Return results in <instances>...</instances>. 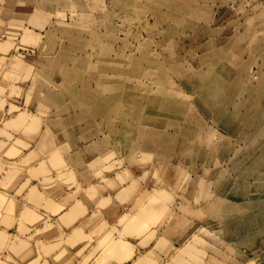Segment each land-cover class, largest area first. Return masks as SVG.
I'll return each mask as SVG.
<instances>
[{
    "label": "rangeland",
    "instance_id": "374dc122",
    "mask_svg": "<svg viewBox=\"0 0 264 264\" xmlns=\"http://www.w3.org/2000/svg\"><path fill=\"white\" fill-rule=\"evenodd\" d=\"M0 130L1 264H264V0H0Z\"/></svg>",
    "mask_w": 264,
    "mask_h": 264
},
{
    "label": "bare ground",
    "instance_id": "6f19581e",
    "mask_svg": "<svg viewBox=\"0 0 264 264\" xmlns=\"http://www.w3.org/2000/svg\"><path fill=\"white\" fill-rule=\"evenodd\" d=\"M233 58H234V57H233ZM233 58H232V59H233ZM225 70H226V69H225ZM238 84H239V83H238ZM30 91H31V90H30ZM34 91H35V90H34ZM34 91H33V93H34ZM31 92H32V91H31ZM33 93H32V94H33ZM32 94H31V95H32ZM34 95H35V93H34ZM244 102H245V101H244ZM244 102H243V103H244ZM247 102H248V101H247ZM235 110L237 111V108H236ZM30 111H31V109H30ZM32 111H33V110H32ZM231 112H233V109H232L231 107H229V113H231ZM238 112H239V111H238ZM23 113H24V110H20V112L18 111V113H17V115H16V118L18 117V115H19V116L21 115V116L19 117V119H22V117H23ZM26 114H28V113H26ZM26 114L24 113V116H26ZM29 114H30V113H29ZM34 116H35V115H34ZM34 116H33V117H34ZM26 117H27V116H26ZM33 117L31 116V119H30L29 125L26 126V124H25V128H22V129H24V131H25V130H28L27 128L30 127V126H32V125H30V123H31V121L34 120ZM16 118H15V119H16ZM23 118H24V117H23ZM32 118H33V119H32ZM39 118H40V117H35V120H36V119H39ZM10 120H13V119H10ZM17 120H18V119H17ZM23 120H24V119H23ZM23 120H20V121H23ZM5 121H6V120H5ZM14 121H15V120H14ZM24 121H25V120H24ZM6 122H7V121H6ZM6 122H3V123L5 124ZM8 122H9V121H8ZM8 122H7V123H8ZM9 123H10V122H9ZM12 123H13V122H12ZM32 123H33V122H32ZM34 123H35V121H34ZM39 123H40V122H39ZM39 123H38V125L36 124L37 126L34 124L35 126L33 125V126L30 127V128L38 127V126L40 125ZM10 124H11V123H10ZM4 126H6V124H5ZM20 126H22V125L20 124ZM7 127H9V126H7ZM26 127H27V128H26ZM1 128H2V127H1ZM43 128H44V127H43ZM22 129H21V130H22ZM41 129H42V128H41ZM7 130H8V129H7ZM7 130H6V131H7ZM10 130H11V129H10ZM0 131L3 132V131H5V130H0ZM43 131H44V130H43ZM21 132H23V131H21ZM6 133H7V132H6ZM6 133H5V134H2V135H5V136H6ZM43 133H44V132H43ZM43 133H42V134H43ZM8 134H9V133H8ZM2 135L0 136V145H1V141H5L4 139H2V138H3ZM11 135H12V134H11ZM41 138H42V137H41ZM5 139H6V137H5ZM18 140H20V139H18ZM40 140H41V139H40ZM42 140H43V139H42ZM42 140H41V141H42ZM6 141H7V140H6ZM41 141H40V143H41ZM7 142H8V141H7ZM36 142H37V141H36ZM43 142H44V141H43ZM3 143H4V142H2V144H3ZM5 143H6V142H5ZM5 143H4V145H5ZM46 143H47V142H46ZM48 143H50V142H48ZM4 145H3V146H4ZM3 146L0 147V148H1L0 150H2ZM12 146H14V145H12ZM10 147H11V146H10ZM15 148H16V147L14 146V149H15ZM12 149H13V148H11V150H12ZM11 150H10V148H9V150H8L7 152H9V153L11 152V154H13V153H17V151H18V150H16V149H15V151H14V150L11 151ZM53 150H54V149H53ZM55 150H56V149H55ZM2 152L5 153V151H2ZM12 152H13V153H12ZM18 152H19V151H18ZM29 152H31V151H29ZM11 154H10V155L8 154V155H9V156H13V155H14V154H13V155H11ZM8 155H7V156H8ZM26 155H27V153H26ZM26 155H25V156H22V157H23V158H24V157L27 158ZM56 155H57V154H55V155L53 154V158H54V156L57 157ZM2 156H4V158H2ZM9 156H8V160L11 159V158H9ZM20 157H21V156H20ZM24 159H25V158H24ZM27 159H28V158H27ZM27 159H25V160H23V161H28L29 159H28V160H27ZM8 160L6 159V155H4V154H2V153L0 154V165L2 164V167H3L7 162H12V161H14V159H13L12 161H8ZM23 161L21 160L20 164H21ZM5 162H6V163H5ZM18 162H19V161H18ZM41 162L43 163L44 161H41ZM41 162H39V163L42 164ZM3 163H4V165H3ZM13 163H14V162H13ZM16 163H17V162H16ZM7 164H8V163H7ZM9 164H10V163H9ZM9 164H8V165H9ZM18 164H19V163H18ZM22 164H23V163H22ZM33 164H34V163H33ZM12 165H13V164H12ZM13 166H14V165H13ZM37 166H39V165L37 164ZM37 166H36V167H37ZM4 167H7V166H4ZM10 167H11V165H10ZM33 167H34V166H33ZM7 168H8V167H7ZM16 168H19V167L17 166V167H15V168H13V170L16 169ZM29 168H30V167H29ZM1 169H2V168H1ZM19 169H21V167H20ZM27 169H28V168H27ZM6 170H7V169H6ZM7 171H9V170H7ZM18 171L22 172L23 170H18V169H17V172H18ZM0 172H1V171H0ZM11 172H12V170H11ZM20 172H19V173H16V174H18V175L22 174L21 176H23V173H20ZM3 173H6V171L3 172ZM63 173H64V172H63ZM7 174H8V173H7ZM16 174H15L16 178L21 177V176H18V175H16ZM4 175H5V174H4ZM4 175H3V177L5 178L6 175H5V176H4ZM15 176H14V178H15ZM17 176H18V177H17ZM8 177H9V176H8ZM12 177H13V176H12ZM12 177H11V178H12ZM27 177H28V176H26L25 178L27 179ZM14 178H12V179H14ZM16 178H15V180H16ZM22 178H23V177H22ZM22 178H19V179L21 180ZM29 178H30V176H29ZM29 178H28V180H29ZM8 180L10 181V179H8ZM20 180H19V181H20ZM28 180H25V182L28 181ZM19 181H18V179H17V182H19ZM14 182H15V181H14ZM0 183H1V182H0ZM7 183H8V182H7ZM18 184H19V183H18ZM23 184H24V183H23ZM34 185H36V184H34ZM37 185H39V183H38ZM2 187H3V186H2ZM9 187H10V186H9ZM18 187H19V186H18ZM31 187L33 188V186H31ZM3 188H4V187H3ZM32 188H31V190H32ZM4 189H5V188H4ZM39 189H40V188H39ZM39 189H38V190H39ZM5 191H6V190H5ZM5 191H3V190H2V192L0 191V208L2 207L1 205L5 203L4 201H5L6 194H7V192H6V194H5ZM8 195H9V194H8ZM11 195H12V194H11ZM11 195H9V197H10ZM84 195H86V193H85ZM9 197H8V198H9ZM98 197H99V196H98ZM98 197L96 196V198H95V197H94V198L97 199ZM99 198H100V197H99ZM255 198H256V199H255ZM254 199H255V202H256L255 205H254V207L259 208V210L255 211V212L253 213L254 219L251 220L250 218H246V220H243V221H244V223H245L247 226L250 225V222H251V221H253V222H251L252 224L255 222L256 224L262 226V225H264V209H263V210H261V209L264 208V206L262 205V203L264 202V191H262V193H260V195H258V196H254ZM9 200L12 201V197H11V199H9ZM80 200H81V198H80ZM89 200H90V199H89ZM98 200H99V199H98ZM98 200H97V201H98ZM2 201H3V203H1ZM11 201H10V202H11ZM10 202H8L9 204L7 203L8 207H7V206L4 207V209H6V210L3 209L5 212H6L7 209L10 207V206H9V205H10ZM12 202H13V201H12ZM12 202H11V203H12ZM86 202H88V200H87ZM91 202L94 203V201H90V203H91ZM14 203H15V201H14ZM14 203H13V204H14ZM79 203H80V202H79V200H78V202H74V203H72V204L70 205V207H68L69 209L67 208V210H63V211L61 212L62 223L64 224V226H66V225H72V226H73V230H77V231H78L79 228H81L79 225H78L79 227L77 226V224H78V223H77V221H78V217L81 216V215L79 216V211H78L79 208L81 207V206L79 205ZM144 203H145V202H144ZM5 205H6V204H5ZM14 205H15V204H14ZM142 205H143V204H142ZM144 205H145V204H144ZM12 206H13V205H12ZM86 206H87V205H86ZM261 206H262V207H261ZM6 207H7V208H6ZM13 207H15V206H13ZM62 207H63V205H62V204H59V205H57L56 209L58 210V209H61ZM88 207H89V206H88ZM27 208H28V207H25V210H24L23 213H22L23 215H21V217L23 216L21 219H18V218H20V217H17V219L19 220L18 224H19L20 222H22V221H23L24 223L26 222L27 224H28V223H31V221H30V220H32V217H31V216L34 217L33 220L35 221L34 223L31 224V225H33V227H34V225H35V227H36V225L39 223L40 220H41V221H44L43 218H45V220L47 221V217L49 216V214L47 213L48 211L44 213V214H46V213L48 214V216H47V214H46L47 217H46V216H43L41 213H37L38 211H37V212L35 211V212H33V213L30 215V211L33 210V208H31V207H29L28 209H27ZM148 208L151 209L152 206H149V207H147V208L144 209V211L147 210L148 212H147V211H146V212L143 211V212L146 213V214H147V213H150L151 210L149 209V210H150V212H149ZM13 209H14V210L16 209L15 211H17V210H18V207L13 208ZM22 209H23V207H21V209L19 210V213H18L17 216H20V213L22 212ZM80 209H81V208H80ZM90 209H91V206L89 207V210H90ZM95 209H96V210H100V209H97L96 207H95ZM10 210H11V207H10ZM10 210H9V211H10ZM14 210H12V211H14ZM0 211H1V210H0ZM86 211H87V210H86ZM86 211H85V212H86ZM26 212H27V215H24V213H26ZM143 212H142V213H143ZM1 213H2V212H1ZM12 213H13V212H11V213L9 212V214H12ZM92 213L94 214V210H93ZM92 213H91V216H92ZM140 213H141V212H140ZM142 213H141V214H142ZM144 213H143L142 215H141V214H140V215H141V216H144ZM137 214H139V213H137ZM137 214H136V215H137ZM2 215H3V214H2ZM14 215H16V214L14 213ZM140 215H137V216H140ZM5 216H6V213H4V215L2 216V218H3V217H4V218L8 217V216H6V217H5ZM131 216H132V215H130V216L128 215V218H129V217L131 218ZM137 216L134 217V218H136L135 220H136L137 222H138V220H139V221H143V220H144L141 216H140V217H141V220H140V218H138ZM25 217H27V218H26L25 221H24V218H25ZM67 217H68V220H67ZM85 217H86V216H85ZM2 218H1V220H0L1 222H2ZM14 218H15V217H14ZM30 218H31V219H30ZM81 218H82V217H81ZM126 218H127V217H126ZM128 218H127V219H128ZM134 218H133L132 222L135 221ZM137 218H138V219H137ZM22 219H23V220H22ZM142 219H143V220H142ZM21 220H22V221H21ZM26 220H28L29 222H27ZM60 220H61V219H60ZM80 220H81V219H80ZM128 220L130 221L131 219H128ZM128 220H126V221H128ZM74 221H75V222H74ZM136 221H135V222H136ZM147 221H148V220H146L145 222H147ZM80 222H81V221H80ZM80 222H79V223H80ZM82 222H84V221H82ZM130 222H131V221H130ZM148 222H149V221H148ZM26 223H25L24 225H26ZM76 223H77V224H76ZM138 223H141V222H138ZM142 223H144V222H142ZM149 223H150V222H149ZM40 224H41V223H40ZM47 224H49V223H47ZM47 224H46V225L43 224V226H47ZM63 224H61V225H63ZM80 224H82V223H80ZM145 224H146V223H145ZM145 224H144V225H145ZM20 225H21V224H19V226H17V229H18V230H20V229L18 228V227H20ZM31 225H30V226H31ZM59 225H60V224H59ZM59 225H58V226H59ZM146 225H147V224H146ZM26 226H27V225H26ZM39 226H40V225H39ZM39 226H38V227H39ZM54 226H55V225L51 223V225L49 224L48 227H46V228L40 226L41 228H39V230L41 231V229H43L44 231H46V232L48 233L47 236H50V237H51V235H55V234H57V233H60V231H62V229H59L60 227H56V226L54 227ZM141 226H142V225H141ZM27 227L30 228V229H34V228H35V227H34V228H31V227H29V226H27ZM27 227H26V229H28ZM30 229H28V230H24L23 234L25 233V231H29ZM37 229H38V228H37ZM37 229H36V230H37ZM18 230H17V232H18ZM79 230H80V229H79ZM245 230L247 231V230H249V229H248V228H245ZM3 231H6V230H3ZM37 231H38V230H37ZM40 231L38 232L39 234H40ZM1 232H2V231H1ZM20 232H21V234H22V230H21ZM20 232H19V233H20ZM30 232H31V231H30ZM121 232H122V231H121ZM6 234H7V233H5V237L3 238L4 233L2 232V233L0 234V235H1L0 238L2 237L4 240H6L7 238H9V237L11 236V234H10V236L8 237V235H9V234H8V235H7V238H6ZM33 234H34V233H33ZM35 234H36V233H35ZM35 234H34V235H35ZM41 234H43V233L41 232ZM41 234H40V235H41ZM108 234H109V233H108ZM108 234H107V236H108ZM12 235H13V233H12ZM34 235H32V236L35 237ZM61 235H62V233H61ZM61 235H59V237H61ZM104 235H105V234H104ZM104 235H103V238H104ZM257 235H258V237H256ZM13 236H15V235H13ZM23 236H24V235H23ZM36 236H38V235H36ZM105 236H106V235H105ZM11 237H12V236H11ZM17 237H18V236H17ZM17 237H15V238H17ZM21 237H22V236H21ZM27 237H29V235H27ZM59 237H58V235H57V238H59ZM15 238H14V239H15ZM19 238H20V237H19ZM19 238L17 239V241L19 240V242H20V239H19ZM25 238H26V237H25ZM30 238L32 239V237H30ZM35 238H37V237H35ZM38 238H39V237H38ZM46 238H47V237H46ZM55 238H56V236H55ZM98 238H99V237H98ZM103 238H102V239H103ZM115 238H116V237H115ZM3 239H2V240H3ZM12 239H13V238H12ZM14 239H13V240H14ZM23 239H24V238H23ZM26 239H27V238H26ZM39 239H40V238H39ZM62 239H63V236H62ZM102 239H99V241H103V240H104V239H103V240H102ZM117 239H118V238H117ZM257 239H258V240H257ZM2 240H1V241H2ZM8 240H9V239H8ZM13 240H12V241L10 240L11 243H9V244H10V245L13 244L12 246H13V248H14V247L16 246L17 243L14 241V242L16 243V244H14V243H13ZM21 240H22V239H21ZM24 240H25V239H24ZM24 240H22L21 243H22ZM37 240H38V239H37ZM56 240H57V239H56ZM83 240H84V239H83ZM106 240H107V239H105V242H106L105 245H106V248H107L108 252L112 253V254L115 255V256L117 255L119 258H121L123 255H126V257H128V259H131V258L136 254L135 251H134V249H132V246H131L130 242H128V240H126V238H122V239H118V240L114 239V241H113V240H107V241H106ZM1 241H0V244L4 242V241H2V242H1ZM6 241H7V240H6ZM6 241H5L4 243L8 244V243H7L8 241H7V242H6ZM27 241H28V240H27ZM34 241H35V239H34ZM38 241H40V242L42 243L43 240H38ZM45 241H46V240H45ZM45 241H44V242H45ZM257 241L259 242V244L261 243V244L264 246V228H259V232H258V233H255V232H254V235H253V237H252V241H251V243H254V245H255ZM19 242H18V243H19ZM25 242H26V240H25ZM25 242H23V243L25 244ZM32 242H33V241H32ZM36 242H37V241H36ZM47 242H49V241H47ZM47 242H46V243H47ZM51 242H52V241H51ZM38 243H39V242H38ZM46 243H45V244H46ZM52 243H53V242H52ZM52 243L50 244V242H49L48 245H45V246L42 245V244H44V243H42V244L39 243V245L42 246V247L40 246L41 249H42L43 247H44V249H46V246H48V248L50 249L49 246H50V245H53ZM96 243H97V242H96ZM6 244H4V246H5ZM33 244H34V242H33ZM49 244H50V245H49ZM87 244H88V243H87ZM99 244H100V243H99ZM28 245L30 246L29 243H28ZM34 245H36V244H34ZM59 245H60V244H59ZM59 245H58V246H59ZM84 245H86V244H84ZM92 245H93V244H92ZM1 246H3V244H2ZM6 246H7V245H6ZM8 246H9V245H8ZM8 246H7V248H8ZM37 246H38V244H37ZM53 246H54V245H53ZM58 246H57V247H58ZM86 246H87V245H86ZM96 246H97V245H96ZM51 247H52V246H51ZM63 247H64V246H63ZM0 248H2V247H0ZM30 248H31V247H30ZM37 248H38V247L34 248V250H36ZM60 248H62V246H60ZM80 248H81V247H80ZM80 248H79V249H80ZM82 248H84V247H82ZM82 248H81V249H82ZM39 249H40V248H39ZM39 249H38V250H39ZM44 249H42V252H43ZM49 249H47V250H49ZM62 249H63V248H62ZM34 250H33V251H34ZM38 250H37V251H38ZM0 251H2V250H0ZM33 251H32V252H33ZM37 251H36V252H37ZM59 251H60V250H59ZM67 251H70V250H69V249L67 250L66 247H65V248H64L63 250H61V252L59 253L60 256H61V254H62V256H63L64 253L67 252ZM45 252H46V251H45ZM57 253H58V252H57ZM1 254H2V253H1ZM31 254H32V253H31ZM34 254H35V253H34ZM34 254H32V255H34ZM37 254H38V253H37ZM59 254H57V257L61 258L62 256L60 257ZM67 254H69V252H67ZM67 254H65V255H67ZM70 254H71V252H70ZM3 255H4V254H3ZM39 255H40V253H39ZM55 255H56V254H55ZM55 255H54V256H55ZM36 256H38V255H36ZM41 256H42V254H41ZM54 256H53V258H57V257H54ZM29 257H30V256H29ZM29 257H28V258H29ZM28 258H26V259H28ZM30 258H31V257H30ZM34 258H35V257H34ZM38 258H39V256H38ZM141 258H142V257L140 256L139 260H141ZM36 259H37V258H36ZM32 260H33V259H32ZM34 260H35V259H34ZM34 260H33V261H34ZM30 261H31V259H30ZM30 261H28V262L30 263ZM44 261H45V259H44ZM44 261H43V263H44ZM46 261H47V260H46ZM134 261H135V263H136V262L138 263V259H135ZM31 262H32V261H31ZM59 263H63V262H59ZM0 264H1V263H0Z\"/></svg>",
    "mask_w": 264,
    "mask_h": 264
},
{
    "label": "crops",
    "instance_id": "0c3cea01",
    "mask_svg": "<svg viewBox=\"0 0 264 264\" xmlns=\"http://www.w3.org/2000/svg\"><path fill=\"white\" fill-rule=\"evenodd\" d=\"M2 158H4V156H2ZM1 177V176H0Z\"/></svg>",
    "mask_w": 264,
    "mask_h": 264
}]
</instances>
